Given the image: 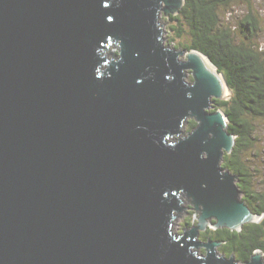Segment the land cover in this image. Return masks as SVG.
<instances>
[{
	"label": "water",
	"instance_id": "water-1",
	"mask_svg": "<svg viewBox=\"0 0 264 264\" xmlns=\"http://www.w3.org/2000/svg\"><path fill=\"white\" fill-rule=\"evenodd\" d=\"M183 5L0 0V264H237L198 240L255 216L220 165L221 74L164 44ZM185 200L197 217L174 233Z\"/></svg>",
	"mask_w": 264,
	"mask_h": 264
},
{
	"label": "trees",
	"instance_id": "trees-1",
	"mask_svg": "<svg viewBox=\"0 0 264 264\" xmlns=\"http://www.w3.org/2000/svg\"><path fill=\"white\" fill-rule=\"evenodd\" d=\"M230 1L184 0L178 15L167 18L172 24L168 26L171 36L165 41V46L203 54L224 77L232 96L228 100L213 99L214 108L211 112H224L228 119L227 131L236 136V142L233 151L224 154L221 167L245 178L247 173L258 166L249 163L248 158L244 159V152L255 147L257 138L254 123L264 115V64L261 54L252 45L235 42L231 28L221 20L219 10L221 7L230 8ZM239 25L248 38H254L259 31L254 16L248 15ZM188 123L191 132L197 123ZM251 152L255 158L254 150ZM242 182L249 185L246 179H242ZM187 213L190 217L185 219L184 226L190 227L193 223L192 214ZM202 234L204 241L222 242L218 248L219 255L232 256L234 250L230 244L234 240V231L208 227Z\"/></svg>",
	"mask_w": 264,
	"mask_h": 264
},
{
	"label": "rangeland",
	"instance_id": "rangeland-1",
	"mask_svg": "<svg viewBox=\"0 0 264 264\" xmlns=\"http://www.w3.org/2000/svg\"><path fill=\"white\" fill-rule=\"evenodd\" d=\"M231 7H221L219 10L221 20L224 22V24L228 25L231 28L233 38L237 44H243V45H252L253 48H255L260 54V58L263 61L264 64V0H231L230 1ZM248 15L254 16L259 25V31L257 32L256 36L253 38H248L246 33L241 30L240 28V21H243ZM160 22L162 24V29L164 32L163 35V41L165 44V41L167 40L168 37L171 36V32L168 30V26L172 24L171 22L168 21L166 17H162L160 19ZM184 50V49H181ZM108 53L111 54V52H114L117 50L113 47H110L108 50ZM108 54V57H111ZM181 60H185V54L180 57ZM186 81L191 83L192 77L190 73L186 75ZM229 98L232 96V92L229 90ZM188 121H195L194 118H188L187 122H185L184 127L182 129V135L180 137L178 136L177 138L170 139V141H175L178 138L184 137L187 134L190 133L188 130L189 123ZM254 129H255V136L257 138L256 147H251V149H248L244 152V159L248 158L249 163H254L256 165H263L259 164V162L264 159V121L259 120L254 123ZM254 143V144H255ZM251 150L256 151L257 157L254 158L252 156ZM222 163V162H221ZM220 163V165H221ZM257 188V187H256ZM258 189V188H257ZM259 190H262L259 188ZM184 207L185 211H182V213L179 214V216L175 219L174 224H173V232L174 233H181L183 229L186 227L184 226L185 219L187 217H190V215L187 212H190L192 214V219L195 220L197 215L195 214L193 210V206L188 200H185L184 202ZM188 207V208H186ZM192 220V221H193ZM199 241H204L203 238H198ZM198 249L196 251L199 252ZM204 252V250H203Z\"/></svg>",
	"mask_w": 264,
	"mask_h": 264
},
{
	"label": "flooded vegetation",
	"instance_id": "flooded-vegetation-1",
	"mask_svg": "<svg viewBox=\"0 0 264 264\" xmlns=\"http://www.w3.org/2000/svg\"><path fill=\"white\" fill-rule=\"evenodd\" d=\"M258 120L264 121V115L259 117ZM254 155L255 158L258 156L256 151ZM263 163L264 159L259 162V164ZM232 174L235 176V181L242 192L241 201L255 216L253 221L245 223L240 229L231 230L235 232L234 240L230 244V247L234 250L232 257L237 264H245L254 255H260L264 263V166L258 165L253 171L247 173L245 178L239 176L237 172H232ZM242 179H246L249 185H244ZM259 188L262 190H259ZM199 237L203 238V234L200 233ZM200 251L203 252V249Z\"/></svg>",
	"mask_w": 264,
	"mask_h": 264
},
{
	"label": "bare ground",
	"instance_id": "bare-ground-1",
	"mask_svg": "<svg viewBox=\"0 0 264 264\" xmlns=\"http://www.w3.org/2000/svg\"><path fill=\"white\" fill-rule=\"evenodd\" d=\"M207 64H208V63H207ZM208 65H209V64H208ZM219 78H220V80H221V82H222V85H223V91H224V94L229 93V89L226 87V85H225V83H224V80H223L222 76L220 75ZM228 95H229V94H228Z\"/></svg>",
	"mask_w": 264,
	"mask_h": 264
},
{
	"label": "snow or ice",
	"instance_id": "snow-or-ice-1",
	"mask_svg": "<svg viewBox=\"0 0 264 264\" xmlns=\"http://www.w3.org/2000/svg\"><path fill=\"white\" fill-rule=\"evenodd\" d=\"M111 19V18H110Z\"/></svg>",
	"mask_w": 264,
	"mask_h": 264
}]
</instances>
